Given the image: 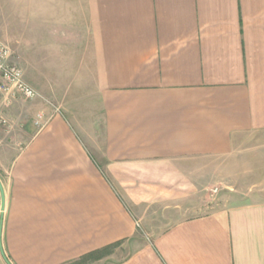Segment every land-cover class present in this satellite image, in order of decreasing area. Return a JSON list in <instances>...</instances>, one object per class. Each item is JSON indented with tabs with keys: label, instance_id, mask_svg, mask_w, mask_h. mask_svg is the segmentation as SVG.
Wrapping results in <instances>:
<instances>
[{
	"label": "crops",
	"instance_id": "0c3cea01",
	"mask_svg": "<svg viewBox=\"0 0 264 264\" xmlns=\"http://www.w3.org/2000/svg\"><path fill=\"white\" fill-rule=\"evenodd\" d=\"M16 1L47 101L0 107V264H264V0Z\"/></svg>",
	"mask_w": 264,
	"mask_h": 264
},
{
	"label": "rangeland",
	"instance_id": "374dc122",
	"mask_svg": "<svg viewBox=\"0 0 264 264\" xmlns=\"http://www.w3.org/2000/svg\"><path fill=\"white\" fill-rule=\"evenodd\" d=\"M17 8H18V2L16 0H0V33L2 40L6 44H8L12 50L13 60L15 62L19 61L24 63L26 47L23 45L24 40L19 36L22 33V31L19 30V25L21 24L20 23L21 21L18 20L20 15L17 13ZM22 24L24 25V21ZM26 80L40 93V96L36 99H42L44 101L45 100L47 101L46 96L42 94L38 88L41 79L29 77V79L26 78ZM72 85L73 88H75L77 86V80H74ZM51 104L56 105V103L54 102H51ZM262 153L263 156L259 157L257 163L255 164H254V160H252V157L257 153L254 154V152H248L238 157L237 162H239L241 166L240 172L242 176H246V178L243 179L244 183H241V185L239 184L242 188L245 189L264 188V151ZM213 176L215 178V181H210V183L207 185L208 187H206L205 190V193L207 195L205 196V199L210 198L209 201L210 206H212V204L215 205V203L218 202L216 197L218 196L223 197L224 195H230L237 188V186L235 188V178L233 174L217 175V173H215L213 174ZM218 178H221L222 180L217 181ZM214 189H217V191L214 192L213 191ZM214 200L216 201L213 202ZM113 252H115L113 254L116 260H120L127 254L121 250H117L116 248L113 250Z\"/></svg>",
	"mask_w": 264,
	"mask_h": 264
},
{
	"label": "built area",
	"instance_id": "2783aa9c",
	"mask_svg": "<svg viewBox=\"0 0 264 264\" xmlns=\"http://www.w3.org/2000/svg\"><path fill=\"white\" fill-rule=\"evenodd\" d=\"M39 96L37 89L27 82L24 70L13 60L12 50L0 33V107L10 105L19 98L33 100ZM9 126V118L0 113V130Z\"/></svg>",
	"mask_w": 264,
	"mask_h": 264
},
{
	"label": "trees",
	"instance_id": "16d2710c",
	"mask_svg": "<svg viewBox=\"0 0 264 264\" xmlns=\"http://www.w3.org/2000/svg\"><path fill=\"white\" fill-rule=\"evenodd\" d=\"M113 246L114 245L109 246V247H105L103 249L94 251L92 253H89V254L81 257L78 261L75 262V264L76 263H84V262H87V261L92 260V259H97V258L103 256L106 252H108L111 249V247H113Z\"/></svg>",
	"mask_w": 264,
	"mask_h": 264
},
{
	"label": "water",
	"instance_id": "95a60500",
	"mask_svg": "<svg viewBox=\"0 0 264 264\" xmlns=\"http://www.w3.org/2000/svg\"><path fill=\"white\" fill-rule=\"evenodd\" d=\"M0 191H1V210H2V217H3V213L5 211L6 208V193H5V189L3 186V183L0 179ZM2 228V222L0 225V229ZM0 247H1V251L3 253V255L5 256L4 252H3V248H2V243H1V239H0Z\"/></svg>",
	"mask_w": 264,
	"mask_h": 264
}]
</instances>
